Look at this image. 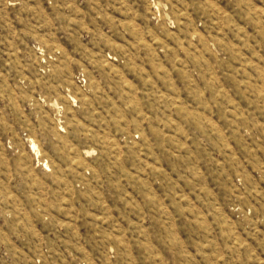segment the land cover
<instances>
[{"label":"rangeland","instance_id":"374dc122","mask_svg":"<svg viewBox=\"0 0 264 264\" xmlns=\"http://www.w3.org/2000/svg\"><path fill=\"white\" fill-rule=\"evenodd\" d=\"M0 264H264V0H0Z\"/></svg>","mask_w":264,"mask_h":264},{"label":"bare ground","instance_id":"6f19581e","mask_svg":"<svg viewBox=\"0 0 264 264\" xmlns=\"http://www.w3.org/2000/svg\"><path fill=\"white\" fill-rule=\"evenodd\" d=\"M33 147H35V146L33 145ZM33 147H32V148H33Z\"/></svg>","mask_w":264,"mask_h":264}]
</instances>
